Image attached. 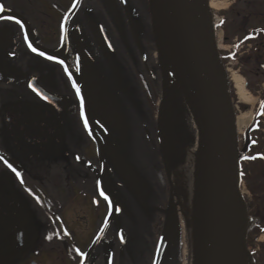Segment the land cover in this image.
Here are the masks:
<instances>
[{"label": "flooded vegetation", "instance_id": "af4514ba", "mask_svg": "<svg viewBox=\"0 0 264 264\" xmlns=\"http://www.w3.org/2000/svg\"><path fill=\"white\" fill-rule=\"evenodd\" d=\"M76 1L0 0V264H153L182 150L159 145L153 95L167 68L150 59L142 1L78 0L67 20ZM104 192L116 222L83 262ZM177 230L176 218L159 264L168 247L181 253Z\"/></svg>", "mask_w": 264, "mask_h": 264}, {"label": "rangeland", "instance_id": "374dc122", "mask_svg": "<svg viewBox=\"0 0 264 264\" xmlns=\"http://www.w3.org/2000/svg\"><path fill=\"white\" fill-rule=\"evenodd\" d=\"M212 1L220 2L223 7H226L220 11L210 8L212 15L216 17H213V34L218 52L222 57L220 63L226 70L229 95L236 117L237 152L244 151L249 158L241 165L244 180L239 193L246 206L247 218L253 214L252 220L254 219L256 225L252 230L246 232V251L253 264H264V235L259 234V230L264 229V111L258 118L254 117L258 110L259 97L264 99V0ZM149 2L155 9L154 1L149 0ZM143 9L145 13L139 11L140 19L143 17L145 24L152 28L153 19L150 7L143 6ZM149 41L155 42L153 34ZM151 59L155 60L154 57ZM170 73L172 85L164 119L165 137L163 144L171 146L173 144L181 149L188 146L193 148L196 142L194 128L190 122L189 114L185 110L184 102L180 97L171 70ZM237 79H243L247 100H243L236 90ZM154 91L153 96L156 102L157 99H160V83ZM240 114L247 115L248 119L247 125L242 130L237 126V118ZM251 126H254L253 132L247 135ZM252 138L256 141L255 145L244 148L243 144H247ZM182 151L172 154L171 159L182 161L184 157ZM187 156L188 152H186L184 162L178 165L171 175L173 203L178 219L177 237L181 243V257L176 249L168 247L163 264H180L181 258L183 263L185 235L192 227L189 193L185 178Z\"/></svg>", "mask_w": 264, "mask_h": 264}, {"label": "water", "instance_id": "95a60500", "mask_svg": "<svg viewBox=\"0 0 264 264\" xmlns=\"http://www.w3.org/2000/svg\"><path fill=\"white\" fill-rule=\"evenodd\" d=\"M180 3L184 16L186 51L198 91L217 200L218 223L214 246L205 264H227L233 257L237 258V264H249L245 249L246 208L238 191L235 117L228 94L226 77L217 60L208 0H180ZM77 5L78 0L68 14L67 20L76 12ZM127 18L132 36L137 41L129 15ZM161 91L158 134L162 147L164 118L171 93L169 79L164 71L161 79ZM85 114L87 130L97 147L99 161L103 164L105 144L94 131L86 110ZM104 180L107 182L105 169ZM107 202L109 213L93 244L84 255L83 262L88 259L97 243L103 239L109 224L112 221L116 222L115 208L108 194ZM175 224L176 214L170 213L164 225L153 264H159ZM118 237L120 241L125 240L122 231L119 232Z\"/></svg>", "mask_w": 264, "mask_h": 264}, {"label": "bare ground", "instance_id": "6f19581e", "mask_svg": "<svg viewBox=\"0 0 264 264\" xmlns=\"http://www.w3.org/2000/svg\"><path fill=\"white\" fill-rule=\"evenodd\" d=\"M153 1L170 70L188 109L190 122L197 132L194 147L187 151L185 178L192 227L185 235L182 264H205L214 246L218 223L217 200L198 91L186 51L184 16L180 0ZM209 6L216 11L225 8L216 1H211ZM236 90L243 100H247L242 79L236 80ZM247 123V115L240 114L237 118L238 128L242 130ZM227 264H237V258H231Z\"/></svg>", "mask_w": 264, "mask_h": 264}, {"label": "trees", "instance_id": "16d2710c", "mask_svg": "<svg viewBox=\"0 0 264 264\" xmlns=\"http://www.w3.org/2000/svg\"><path fill=\"white\" fill-rule=\"evenodd\" d=\"M143 3L145 5V1L143 0ZM158 42H159V37H158ZM154 51V49H153ZM159 57H160V60H161V63H163V61H166V56H165V53L160 49V52H159ZM264 101L263 98L259 97V106H258V110L255 112L254 114V117L255 118H258L264 111V108L261 107V102ZM253 125V124H252ZM255 125V124H254ZM253 129H254V126H251L249 128V130L247 131V135H250L252 132H253ZM246 135V137H247ZM256 141L254 138H252V140L250 139L249 142L247 144H243L244 145V148L246 147H251L253 145H255ZM172 152H174V148L171 149ZM185 149H183L184 151ZM185 154V152H183ZM238 163L240 164L239 167H238V172H239V184L241 185V183L243 182L244 180V174L242 173V170H241V165L247 160L249 159L246 155V153L243 152H238ZM255 158V157H254ZM253 217V214H251V216H249V220ZM255 227V226H254ZM253 227H250L249 230H252ZM259 234H264V229H261L259 230ZM178 243V242H177ZM179 244V243H178ZM175 249L178 251V249L175 247Z\"/></svg>", "mask_w": 264, "mask_h": 264}, {"label": "snow or ice", "instance_id": "6c2138e0", "mask_svg": "<svg viewBox=\"0 0 264 264\" xmlns=\"http://www.w3.org/2000/svg\"><path fill=\"white\" fill-rule=\"evenodd\" d=\"M17 23H19V21H17ZM33 51H35V49H33ZM40 55H44V53H40ZM49 59H52V57H48ZM31 86V85H30ZM35 91V89H33ZM39 94V93H38ZM77 95H79V90L77 89ZM261 107L264 108V101L261 102ZM83 115V112L81 113ZM9 167H11L9 165ZM14 171V169H13ZM17 175H19V173H17ZM105 199H107V197H105ZM50 238V237H49Z\"/></svg>", "mask_w": 264, "mask_h": 264}]
</instances>
